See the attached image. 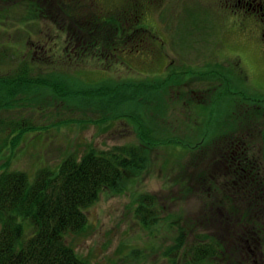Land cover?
Listing matches in <instances>:
<instances>
[{
    "label": "rangeland",
    "instance_id": "374dc122",
    "mask_svg": "<svg viewBox=\"0 0 264 264\" xmlns=\"http://www.w3.org/2000/svg\"><path fill=\"white\" fill-rule=\"evenodd\" d=\"M74 1L79 5H71L72 0H37L50 14L70 4L68 13L52 17L63 22H55L48 16L31 21L24 0H0V50L6 47L16 59H35L38 71L80 90V97H60L49 88H35L27 95L32 100L22 97L0 112L5 122L0 131L8 121L20 119L37 126L17 149L19 140L12 135L0 159L8 156L7 171L24 172L33 180L40 169L54 168L69 156L145 147L144 167L130 172L133 177L121 193L104 190L86 210L87 228L65 235L66 242L95 264H197L191 252L196 238L205 240L204 234L219 231L221 219L215 214L225 206L224 190L218 194L204 187L205 179L220 186L223 172L229 171L212 166L211 150L227 147L231 137L248 139L261 157L264 150V22L233 14L231 7H226L224 22L209 10L192 7V0H162L149 10L152 32L147 31L146 40H122V32L113 31L116 45L106 44L108 36L93 46L89 32L94 31L97 14L107 21L109 15H126L131 8L125 0ZM63 23L65 28L55 31V24L59 28ZM49 32H57L55 41L46 35ZM30 34L34 41L50 36L45 52L35 51L39 44ZM81 37L84 42L66 46V38L78 43ZM21 46L25 53L18 52ZM68 47L73 52L63 59ZM46 59L55 66L38 65ZM0 67L3 72L17 68L14 63ZM103 86L110 89L111 108L99 96ZM3 136L0 132V141ZM144 194L157 200L159 218L150 227L136 215ZM23 221L31 235L32 226ZM2 227L0 222V232ZM216 246L226 250V239ZM215 261L240 264L226 257Z\"/></svg>",
    "mask_w": 264,
    "mask_h": 264
},
{
    "label": "trees",
    "instance_id": "16d2710c",
    "mask_svg": "<svg viewBox=\"0 0 264 264\" xmlns=\"http://www.w3.org/2000/svg\"><path fill=\"white\" fill-rule=\"evenodd\" d=\"M48 1L53 4L51 0ZM36 2L37 0H24V5L31 9H27L28 16L32 18L31 21H36L35 19L44 16L53 19L52 17L60 13L64 15L65 10L68 13L67 8L70 7V4L66 8L62 4L57 13L50 14V12H45L42 6L39 7ZM72 2L71 5H79L74 0ZM4 16L5 18L8 17ZM126 16L123 13L117 16L113 14L112 16L109 15L107 21H102L97 14L94 25L100 26L102 24V27L95 29V31L101 30L99 38H96L94 33H89L90 38L94 37V43H96L91 45H100L108 36L106 44L116 45L117 40L111 39L112 32L115 31L113 27H117L118 31L122 32L120 27L126 21ZM73 18L75 20L72 19V22L76 24V16ZM53 20L63 22V19ZM62 28H65V23L59 28L55 24V31ZM46 35H51V39L54 41L56 40L54 37L58 36L57 32H49ZM29 36L31 37L32 34ZM49 37L47 36L40 41H34L31 37L35 44H39L35 51L45 52L44 48L47 46ZM124 39L141 42L147 37L128 38L122 36V40ZM62 40L64 41V39ZM84 41L83 37L78 43L72 42L70 38L65 39L66 46L67 44H80ZM17 50L19 53L21 51L26 52V48L22 46L20 50ZM64 52L63 59L70 56L73 51L69 49ZM6 63H14L17 68L3 72L1 70L3 68L0 67V112L9 110L23 98L28 99L27 95L35 88L40 87L49 88L60 97L72 95L80 97V90L70 89L64 80L58 79L56 75L46 76L42 71H38L35 68V59L34 61L32 59L31 62L26 58L16 59L15 55L5 47L4 50H0V65ZM41 64L44 68L55 66V64L48 65L49 59L38 62V65L41 66ZM109 92L110 89L103 86L99 96L104 97L103 101L105 100L106 107L111 108L113 99H111ZM28 100H32V98ZM262 115L264 116V114ZM20 120L8 121L3 131H0L4 135L0 141V150L8 145L12 135H16L19 140L15 147L17 149L23 137L37 129V126L29 120ZM105 120L100 121H103L102 123L108 121ZM4 124L5 122L0 118V128ZM261 133L264 134V126L261 128ZM226 144L229 149V152L226 153V164H228L230 172L228 171L225 176L223 175L225 179L220 183V186L211 180L205 179L204 181L206 189L213 188V192H218V194L220 190L226 192V196H223L222 199L225 206L221 210L218 208L217 211L219 212L215 214L221 219L219 225L221 223L226 231H221V225L217 224L218 232H213L211 235L204 234L205 240H202L201 237L196 238V243L191 252L192 258L197 264H216L215 260H222L223 257L237 261L240 259V241L238 238L240 224L247 222L250 228L252 225L259 228V225L264 222V212L261 210L264 208V167L261 162L262 159L264 161V150H262L261 157V154L252 151L250 141L243 138L231 137L230 140L226 141ZM238 144H245V147H248L250 151L242 147L245 152L243 154L241 151L237 157L234 153V146ZM218 148L220 146L211 150L210 161L214 168L220 169L223 167L221 160L225 161V159L219 157ZM144 149L145 147L124 146L110 151L97 152L92 150L82 158L69 156L54 168L40 169L33 180L24 172L7 171L11 160L8 156L6 158L5 155H2L0 159V171H2L0 173V222L3 227L0 232V264H95L81 258L66 242L65 235L78 233L87 228L86 210L99 199L104 190L115 193H121L124 190L125 187L122 188V185H125L126 181L133 177L131 173L141 170L145 165ZM5 159H7L6 164L2 163ZM231 177L234 180L230 179ZM254 179L255 181H253ZM248 181L253 187L251 190L253 192L251 193L252 197L242 198L243 193L247 192L244 186L247 185L246 182ZM156 204V197L151 194L141 195L138 199L136 215L146 227L155 224L159 218L155 213ZM255 208H258V212L261 211L262 216L251 212ZM19 217L28 221L32 226L31 235L26 233L27 225L23 220L19 221ZM241 217L243 218L242 221H240ZM230 226H233L231 242L228 237ZM225 239L226 250L219 251L216 245H220V241ZM227 241L228 244L231 243L230 247L227 245ZM183 243L184 241H181L179 246H182ZM225 251L226 256L223 254Z\"/></svg>",
    "mask_w": 264,
    "mask_h": 264
},
{
    "label": "flooded vegetation",
    "instance_id": "af4514ba",
    "mask_svg": "<svg viewBox=\"0 0 264 264\" xmlns=\"http://www.w3.org/2000/svg\"><path fill=\"white\" fill-rule=\"evenodd\" d=\"M161 1L162 0H125L131 9H127V16L125 15L126 21H124V24L120 27V29L122 28V36L128 38H140L150 35L147 33V31L150 33L152 32L148 29L151 27L149 26V20H147L150 19L149 10L155 3H160ZM191 3V6L194 8L197 6L198 9L202 8L215 13L217 17L224 22H226V7H231L230 11H233V14H239L243 17L256 18L264 22V0H208L205 2L201 0H192ZM101 27L102 24H100V26H95L94 31L89 33H94L95 37L99 38V32L101 30L98 29L95 31V29ZM225 27L226 25L224 26V29ZM114 30V34H118V28L114 27ZM262 35L264 36V28L262 30ZM253 146L254 145H252V147ZM242 147L249 150L248 147H245V144H238L234 146V153L237 157L241 151L244 154L245 151ZM218 152H220L219 157L221 159H225V161L221 160L223 168L225 171L228 169L230 172V168L228 164H226V153L229 152L228 147L224 145L223 147L218 148ZM238 165H240V163H238ZM223 173L226 175V172ZM230 179L234 180L233 177ZM253 181H255V179ZM246 184L247 185L244 186V189L247 192L243 193L244 196H242V198L252 197L251 193L253 192L251 190H253V187L250 185L249 181L246 182ZM261 210L264 212V208H261ZM251 212L255 215H261V211L258 212V208L252 209ZM242 220L243 218L241 217L240 221ZM232 228L233 226H230L228 230L229 238L231 240L233 237L231 233ZM252 228H250L247 222H244L239 226L238 238L240 241V264H264V222L259 225V228H256V225H252Z\"/></svg>",
    "mask_w": 264,
    "mask_h": 264
}]
</instances>
